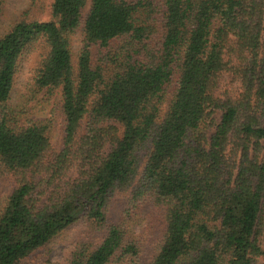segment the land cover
<instances>
[{
	"label": "trees",
	"instance_id": "trees-1",
	"mask_svg": "<svg viewBox=\"0 0 264 264\" xmlns=\"http://www.w3.org/2000/svg\"><path fill=\"white\" fill-rule=\"evenodd\" d=\"M74 227L64 264H264V0H30L0 35V264Z\"/></svg>",
	"mask_w": 264,
	"mask_h": 264
},
{
	"label": "rangeland",
	"instance_id": "rangeland-1",
	"mask_svg": "<svg viewBox=\"0 0 264 264\" xmlns=\"http://www.w3.org/2000/svg\"><path fill=\"white\" fill-rule=\"evenodd\" d=\"M30 5V0H3L2 11L0 15V35L5 33L9 26L17 20L23 11H25ZM48 14H45L44 18H47ZM81 46V36L75 35L72 40V50L77 53ZM21 83V80H19ZM19 83V84H20ZM20 86H16L15 94L18 93ZM50 109H45V111L40 112L38 117L48 118ZM220 112H216V119H219ZM58 121H54V131L52 135V142L56 147L60 144L61 135L58 131ZM3 190L7 189L6 184H2ZM79 228V226H78ZM78 228L74 227L64 232L62 235L58 236L53 240L47 247H45L40 253L37 254L36 258L32 261V264H64V256L68 251L69 242L73 239ZM261 264V261L258 263Z\"/></svg>",
	"mask_w": 264,
	"mask_h": 264
}]
</instances>
